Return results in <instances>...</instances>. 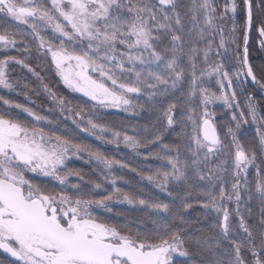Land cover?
Masks as SVG:
<instances>
[{
  "label": "snow or ice",
  "instance_id": "snow-or-ice-1",
  "mask_svg": "<svg viewBox=\"0 0 264 264\" xmlns=\"http://www.w3.org/2000/svg\"><path fill=\"white\" fill-rule=\"evenodd\" d=\"M241 2L242 9L237 0H0V19L15 22L11 30L0 24V89L28 88L9 78V67L19 65L36 77L53 105L41 114L0 97L6 106L0 113V250L12 258L10 264H177L176 257L183 258L180 264H264V168L256 164L258 155L264 156V122L249 96L247 116L259 126L257 144L246 149L231 127L226 133L231 141L225 143L208 111L216 101L231 108L235 92L231 101L223 93L248 78L264 89L247 47L255 27L264 48V0ZM229 14L232 28L226 31ZM33 44L39 55L51 56L63 85L86 99L73 104L44 83L27 62ZM233 45L241 66L230 76L225 64ZM212 78L219 96L204 86ZM24 95L29 99L28 92ZM141 96L148 109L134 103ZM197 96L201 113L194 107ZM165 102L163 129L145 127L141 138L98 122L100 109L155 111ZM13 108L31 123L14 118ZM247 116L232 115L236 129L248 123ZM177 124L183 125L181 142L164 144V132H175ZM73 132L104 146L122 144L137 156L141 148L159 145L144 159L160 165L143 175L100 148L76 142ZM71 157L94 163L99 179L86 181L80 170L68 168ZM117 166L136 172L158 194L143 186L139 194L122 191L117 186L122 178L112 175ZM250 166L256 168L254 182ZM73 176L80 182L69 187ZM35 177L49 178L61 190L48 191ZM105 183L112 186L107 195ZM193 199L204 209L196 220L186 214ZM113 202L135 208L147 220L133 232L130 223L120 226L95 214L97 209L111 213ZM253 202L259 206L255 218Z\"/></svg>",
  "mask_w": 264,
  "mask_h": 264
},
{
  "label": "trees",
  "instance_id": "trees-1",
  "mask_svg": "<svg viewBox=\"0 0 264 264\" xmlns=\"http://www.w3.org/2000/svg\"><path fill=\"white\" fill-rule=\"evenodd\" d=\"M237 2L240 4L241 9H242V2L241 0H237ZM220 3H223V0H220ZM238 26H239V30L237 33L238 36V40H239V56L240 59H243V54H244V40H243V16H242V12L238 13V20H237ZM259 23V20L257 19V25ZM225 26H226V31L230 30L232 28V21H231V14H229V18L225 21ZM255 28V27H254ZM257 35H256V30L254 32L251 33L250 35V44L248 45V52H249V63L252 66L255 75L257 76L258 79L261 80L262 83H264V58L263 56H260V52H259V44L255 41ZM229 56L228 59L226 61V66H225V70L229 71V74H234L235 71H237L240 68V64L237 63L236 61V55H237V49L236 46L233 45L229 51ZM233 65V66H232ZM36 72H38L40 74V76L43 78L44 83H47L53 91L57 92L58 95L65 97V99L71 100L73 102V104H76L78 102H80L83 99L81 97H77L76 99H74L73 97L71 98L70 96H68L67 94H65L63 91V89L59 88V86L57 85L56 82H54V78L56 77H49L47 76L45 71H41V70H37V66L31 65ZM13 69L18 70L20 73H23V75H25L24 77H19V76H9L10 80L12 82H17L19 81L22 85L23 84H27L28 88L24 89V88H20L17 89L16 91H9V90H5V89H0V97H4L6 99L11 100L13 103H21L24 104L28 107H32L35 111L40 112L41 114H44L47 110L51 109L53 107L52 102L50 101V99L48 98L47 94L44 93L43 88L41 87L39 81L36 79V77L32 76L31 73H29L26 69L21 68V66H19V68L17 69V67H13ZM236 69V70H235ZM50 75V73H49ZM244 77H241V80H243ZM238 87H234L231 90H227L228 93L230 95L233 94V92H235L236 94V99L234 101H231L232 103V107L228 108L225 105L221 106V109H218L215 107H213V104H209L208 106V111L211 112L213 114V122L215 124V122H217V120H222V118H220V116L222 115L224 117V119H227L229 117H232V115L235 113L237 115V117L239 116L240 112H243L245 109L247 110V102H245V97L246 95V89L247 86L244 83L243 85L238 84ZM205 86V83H204ZM210 92L213 90L214 87H210L208 85L205 86ZM249 90H251V88L249 87ZM248 89L247 91L250 92ZM28 92L29 93V99H25V95L24 93ZM251 93V92H250ZM253 94V93H251ZM143 98V96L139 97V98H134V103L136 101H138L139 99ZM253 101L256 103V108L258 110V112L262 111L264 112V99L260 96H257L256 98H252ZM143 102L145 103V100H143ZM142 102V103H143ZM91 103L89 102L87 108L91 107ZM137 103V102H136ZM141 103V104H142ZM143 103V104H144ZM145 105V104H144ZM236 105H239V108L236 107ZM83 106V105H82ZM2 106H0V112H4V110L1 108ZM167 107V102L164 103L163 106H158V110L155 111H150V110H140L138 109L136 113H126L120 109H115V108H108V109H103V116H104V121L106 123H109L110 125H113V128L118 130L121 129V127H123L124 129H128L131 128L135 125H133V123L131 122L134 117L137 118V122H136V128L139 130V134H141V137H143L145 135V132L143 131V129L145 127H147L148 129H153V128H157V129H163L164 127V121L162 120V109ZM181 107H183V105H181ZM194 107L196 108L197 113H201L202 112V108L199 104V97L197 96L196 98V102L194 104ZM242 108V110L240 109ZM260 108V110H259ZM144 109H148V105L146 104V107L144 106ZM14 110V109H13ZM12 110V111H13ZM11 111V112H12ZM179 112V109H178ZM99 113L101 114L100 110ZM98 113V114H99ZM12 114L21 116L26 115L25 113L18 111H13ZM246 114V113H245ZM263 114V113H262ZM99 116V115H98ZM21 118V120H25L24 118ZM179 117L177 116V119ZM260 118V116H259ZM179 126L181 124H178ZM69 127H71L70 122H69ZM65 125H61V128H64ZM135 128V127H134ZM177 131V134H174L175 137L178 138L179 143L181 142L179 139L178 134L181 133V129L176 125L175 126V131ZM173 131L169 130L168 132H164L163 135V143L165 144V142H168V140L172 139L171 137V133ZM246 132V129L244 130V133ZM70 135H72V138L76 141V142H83V143H88L93 145L96 148H100L102 151H104L108 156L114 158V159H118V160H122L126 163H128L130 165L131 168H135L137 169V171H139L141 174L143 175H148L151 174L152 172L155 171L156 167H158L160 165V161L149 158L148 160L144 159V156H146L148 154V151L151 150L153 152L158 151L159 150V145H152L149 146V148H141L139 151L141 153V155L137 156L135 155V153L131 152L129 149H126L122 144L120 145L119 148H116L113 145H109V146H104L99 144V142H97L94 138L92 137H88L83 133H70ZM149 138H151V133H148ZM190 135V134H189ZM171 137V138H170ZM169 140V141H170ZM246 149H248L246 147ZM261 161H264V158H262V156H258L257 160H256V164L257 165H261L262 168H264V164H261ZM67 166L68 168L71 169H78L81 171L82 175L84 176L85 180H89V179H99L98 174L96 172H94V163L93 164H86L84 163L83 159H76L75 157H71L67 162ZM112 175L116 176V177H121L122 179H119L117 181V186L124 192H131V193H137L139 194V190L140 188L143 186L145 187L146 191L148 192H152L153 194H158L156 193V190L154 188H152L151 186L147 185L146 181H141V178L139 175H137L136 172L130 171L129 169H121L118 166L114 167V169L112 170ZM255 176H256V168L254 166H250L249 167V179L252 180L254 182L255 180ZM47 179L46 181H42V183H44V185H46L45 188H57L59 187L58 183L50 180L49 178H44ZM125 181H127L128 183H125ZM229 181V180H228ZM79 179L75 176L73 177H69L68 178V186L70 187L71 184H75V183H79ZM231 181H229V186H230ZM104 187L107 189L106 192H103V195H107L108 193H110L112 191V186L109 183H105ZM95 198H99L98 196ZM193 203V202H192ZM230 207H234V205H230ZM111 208H112V212H106L104 210L101 209H97L96 213L97 215H99V217L101 219L107 220L109 223H116L120 226H124L125 223H130L132 226V231L135 232V226L136 224L139 223V221L141 219L143 220H147L146 216H143V214L141 212H138L135 210V208H132L131 206L125 204V203H118V202H113L111 204ZM252 208H253V213H254V218L258 217L259 214V206L256 202H253L252 204ZM203 213H204V209L201 208L199 206V204H194L193 203V208L189 209L188 212L186 213L188 215V217L192 220H196L198 218H202L203 217ZM213 216H210L207 218L206 221H203L201 223V227H206L207 224L211 223L213 218ZM245 215H247V211L245 210ZM254 219H250L249 223H253ZM190 250L191 247H190ZM3 256V258H2ZM183 258L181 257H176V262L177 264H180V261ZM12 260L11 259H6V257H4V255L0 252V262H3V264H10Z\"/></svg>",
  "mask_w": 264,
  "mask_h": 264
},
{
  "label": "rangeland",
  "instance_id": "rangeland-1",
  "mask_svg": "<svg viewBox=\"0 0 264 264\" xmlns=\"http://www.w3.org/2000/svg\"><path fill=\"white\" fill-rule=\"evenodd\" d=\"M0 24L3 25V28H9V30H11V28L15 25V22L14 21H11V22H7V21H4L2 19H0ZM3 28H0V31L3 30ZM12 55H17V53L13 52L11 53ZM230 54L228 53V56ZM21 58H23V56H21ZM228 59V58H227ZM27 62L30 64V65H34V66H37V70H41L42 72L45 71L47 74V76L49 77H56L54 78V82L57 83V85L59 86V88L65 90L63 91L65 94H67L68 96H70L71 98L73 97L74 99H76L77 97H80V94L79 93H73V92H70L64 85L63 83L59 80V77L56 75V70H55V67L54 65L52 64L51 62V56H43V55H39L36 50H35V45L33 44L32 45V55L28 57V60ZM226 66V65H225ZM233 66V65H232ZM13 67H17V69L19 68V65H11L8 69V73H9V76H19V77H24L25 75H23V73H20L18 70L16 69H13ZM236 70V69H235ZM236 72V71H235ZM234 72V74H235ZM50 73V75H49ZM234 74H230V76H234ZM244 80V79H243ZM205 86L208 85L210 86L211 88L214 87L215 90H213V93H215L217 96L221 95V90H220V87L219 85L216 83V79L215 78H212V79H206L205 80ZM235 83V82H234ZM225 84H227V81H225ZM239 85L236 84L234 87H238ZM240 87V86H239ZM212 92V91H211ZM223 95H226L229 97V99H231L232 95H230L228 93L227 90H225V92L223 93ZM245 102H247V104L249 103V99H248V96L245 97ZM143 100H146V97L143 96V98L139 99L138 101H136L138 104H141L143 102ZM135 102V103H136ZM144 103V102H143ZM142 103V104H143ZM145 104V103H144ZM143 104V105H144ZM213 104V107L218 108V109H221V106H224L223 102L222 101H216ZM164 105V104H163ZM162 105V106H163ZM0 106H2L1 108L4 110H6V106H4L2 103H0ZM146 107V104L144 105ZM14 109V110H13ZM11 109V111H18V109H15L13 108ZM242 110V108H240ZM257 109V108H256ZM12 111V112H13ZM4 112H0V113H4ZM100 112L101 114L99 113L98 117V122H102V123H105L107 126H109L110 128H113V125L109 124V123H106L104 121V116L102 115L103 114V109H100ZM244 113H246V116H247V112H248V108L247 110L245 109L243 111ZM257 114H258V117L259 116H262L260 114V112H258L257 110ZM14 118H19L21 120V118L23 117V115L21 116H18V115H15V114H12ZM25 117V120H22V121H25V122H29L31 123V118L30 117H27V115H24ZM23 117V118H24ZM178 120H181L182 117H180L178 115ZM239 117V116H238ZM263 117V116H262ZM220 118H222V120H217V122H215V126L217 127V130L222 138V140H224L225 143H230L231 141V137L229 136H226V133H227V130L229 127H231L237 134V138L239 139L240 143L246 148H250V147H253L254 145L257 144V137H256V132H257V128L256 127H253L254 124L252 123L251 121V117L250 116H247V119H248V123L244 124L242 123L240 128L239 129H236L235 127V122L232 121V117H229L227 119H224V117L221 115ZM137 118L134 117V119L131 121L133 123V127L131 128H128V129H124L123 127H121V129H118V131H121L122 133L123 132H126L128 135H134V136H137L138 138L141 136V134H139V131H134V129H137L136 128V122H137ZM177 126L182 129L183 125L181 124L180 126L177 124ZM135 127V128H134ZM114 129V128H113ZM246 129V132L244 133V130ZM116 130V129H115ZM179 131L178 129L175 131V132H172L171 133V137L172 139L168 142H165V144H169V145H172L174 143H179L178 141V138L175 137L174 134H177L176 132ZM188 133L191 134V126L189 125L188 127ZM170 137V138H171ZM260 156V155H258ZM262 158H264V156H262ZM31 175V174H29ZM226 179L231 181V172L229 171V173L227 174L226 176ZM47 179H44V177H35V182L37 183H41L42 181H46ZM44 187H46V185H44V183H42ZM46 190L48 191H55V192H59L61 190V186L59 185V187L57 188H52V189H47ZM191 202H193L194 204H198L195 202V199H193ZM214 219V218H213ZM1 252V250H0ZM9 257V256H8ZM3 258V256H2Z\"/></svg>",
  "mask_w": 264,
  "mask_h": 264
},
{
  "label": "flooded vegetation",
  "instance_id": "flooded-vegetation-1",
  "mask_svg": "<svg viewBox=\"0 0 264 264\" xmlns=\"http://www.w3.org/2000/svg\"><path fill=\"white\" fill-rule=\"evenodd\" d=\"M256 29L255 28H253L252 30H251V32H250V35H251V33L252 32H254ZM250 35H249V40H250ZM256 35H257V37H256V39H255V41L259 44V52H260V56L262 57L263 56V58H264V48H262L261 47V45H260V43H259V41L262 39L260 36H259V34H258V32L256 31ZM249 44H250V41H249ZM248 44V45H249ZM248 47V46H247ZM249 53V52H248ZM243 56H244V54H243ZM248 57H249V54H248ZM249 59V58H248ZM246 84V86H247V89L249 90V87L251 88V90H249L251 93H253V94H251L250 92H248L247 91V89L245 90L246 91V95L249 97V96H251L252 98H256L257 96H260V97H262L263 99H264V89H261L260 88V86L259 85H257V84H255V86H252L251 84H249L248 83V81L245 83ZM253 104H256L254 101H253V99H252V101H251ZM259 110H260V108H259ZM264 110V109H263ZM260 112V111H259ZM263 113V114H262ZM260 114L263 116H260V121L261 122H264V112H260ZM259 125H257V124H254V126L253 127H258ZM1 253L4 255V257H6V259H11L12 260V258L9 256H6L3 252H2V250H1Z\"/></svg>",
  "mask_w": 264,
  "mask_h": 264
},
{
  "label": "water",
  "instance_id": "water-1",
  "mask_svg": "<svg viewBox=\"0 0 264 264\" xmlns=\"http://www.w3.org/2000/svg\"><path fill=\"white\" fill-rule=\"evenodd\" d=\"M249 44V43H248ZM245 46V45H244ZM248 46V45H247ZM248 83L249 84H251L252 86H255V84L254 83H252V81H251V79L250 78H248ZM264 94V93H263ZM3 252V251H2ZM4 253V252H3ZM6 256H8L6 253H4Z\"/></svg>",
  "mask_w": 264,
  "mask_h": 264
}]
</instances>
